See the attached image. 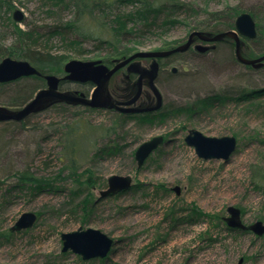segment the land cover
Instances as JSON below:
<instances>
[{"label": "rangeland", "instance_id": "1", "mask_svg": "<svg viewBox=\"0 0 264 264\" xmlns=\"http://www.w3.org/2000/svg\"><path fill=\"white\" fill-rule=\"evenodd\" d=\"M9 1L11 7H0V39L10 49L17 40L10 22H16L14 10L23 13L18 22L22 29L66 23L75 11L68 2ZM191 1L208 11L264 6V0ZM87 18L88 28L95 30L101 18ZM183 19L166 33L123 45L136 48L133 52L171 48L183 43L193 26L208 20L205 14ZM263 39L241 38L242 55L252 48L257 54L264 51L258 49ZM51 44L42 45L50 54L46 62L31 63L58 76L71 59H103L109 53L92 44H85L82 54ZM162 63L156 78L162 106L153 112L136 113L123 122L114 110L59 102L22 121H0V264H237L241 257V264H264V234L228 227L223 219L226 207L234 205L241 209L244 224L264 223V95L255 92L258 95L243 98L264 90V63L255 68L239 62L230 38L215 42L203 54L185 51ZM171 66L176 73L169 71ZM118 80L111 82L117 85L116 95L127 89ZM27 85L34 95L45 80L24 77L0 85V105L17 108L8 102ZM71 85L64 82L61 89L81 88ZM70 124L77 127L73 163L65 154ZM192 128L207 136L233 135L236 147L226 160L198 157L184 142ZM155 135H163L164 141L137 168L136 147ZM114 143L121 146L118 153H97L104 144ZM112 174L130 175L132 184L100 196ZM25 211L36 213L35 223L11 231ZM78 227L97 228L112 237L107 255L84 260L70 250L61 251L60 234Z\"/></svg>", "mask_w": 264, "mask_h": 264}, {"label": "water", "instance_id": "2", "mask_svg": "<svg viewBox=\"0 0 264 264\" xmlns=\"http://www.w3.org/2000/svg\"><path fill=\"white\" fill-rule=\"evenodd\" d=\"M16 22L23 19L21 10L16 9L12 13ZM198 36L202 41L210 45H198L200 50L214 48L215 42L230 38L234 43L236 59L244 65L260 67L264 63V53L254 58H248L241 53V38L254 39L256 37V23L253 16L242 11L234 19V28L212 33L210 31L193 30L189 33L188 39L177 46L157 50H137L130 55L114 59L112 67H108L101 59L79 60L71 59L63 66V75L58 76L52 73H42L36 66L26 59H16L5 56L0 59V83L11 82L22 77L41 76L45 80V86L39 88L28 101L17 108L0 105V121H22L26 117L39 112L47 107L63 102L73 105L88 106L91 108L113 109L120 112H148L160 108L162 95L156 85V78L159 70L157 58L169 56L175 52L184 51L192 42V37ZM151 58L148 67L142 66L138 59ZM127 65V71L137 74L136 93L128 100H113L107 90L106 84L111 75L122 66ZM176 68L173 67V70ZM147 80V85L155 97V104L150 107H136L132 104L137 100L141 92L142 79ZM70 80L74 82H87L93 84L89 96L79 89H61L59 82ZM164 141L163 135H155L141 142L134 151V159L137 168L145 159ZM184 142L193 147L196 155L203 159L226 160L234 151L237 140L233 135L207 136L197 129H189L184 136ZM132 184L130 175L112 174L107 178V186L99 191L100 196H107L116 192L128 189ZM176 193L178 186L174 187ZM227 216L223 219L228 227L251 230L256 235L264 234V223L255 220L250 224H244L241 220V209L234 205L226 207ZM37 219L36 213L32 211L22 212L10 227L11 231H19L31 227ZM62 247L61 251H71L81 256L82 259L102 258L107 255L113 239L100 229L78 227L75 230L62 232L60 234ZM243 258H239L237 264H241Z\"/></svg>", "mask_w": 264, "mask_h": 264}, {"label": "trees", "instance_id": "3", "mask_svg": "<svg viewBox=\"0 0 264 264\" xmlns=\"http://www.w3.org/2000/svg\"><path fill=\"white\" fill-rule=\"evenodd\" d=\"M60 2H64L65 5L68 2L67 7H72L75 10L73 12V18L66 23H56L51 26H38L33 24L30 28L22 29L18 26V22L10 20L13 23L14 33L17 37L16 42L13 41L11 45L18 50L10 49V47H6L5 45L3 46L1 43L2 40L0 39V59L8 55H19L21 58L28 59L30 62H46L50 54L49 52H43L41 50L42 45L51 46L53 42L77 54H82V51L85 49V44H92L97 49L103 47L108 48L109 53L101 60L103 62H109L114 57L128 56L136 49L125 46V44L123 45V42L131 43L132 45L139 44L145 35L147 36L154 32L166 33L168 29L184 22L183 17L189 18L190 16H198L199 14H205L208 20H205V24L199 27L197 25L193 26L191 30L201 29L210 32H219L232 29L234 28L236 15L242 11H247L253 16L256 23V37L248 40L251 42L258 41L264 35V6H260L258 9L252 8L245 10L238 5H229L221 10L208 11L197 8L191 0H67L66 2L65 0H54V3L59 4ZM2 4H6L7 8L11 7L9 0H0V7ZM121 7H130L131 10L124 12L121 10ZM96 14L101 18L100 20L102 22L98 23L100 21L98 19L95 30L92 28L89 29L88 25L90 23L88 22L89 18L87 16L95 17ZM106 24L109 25L108 29L105 27ZM220 25L223 26L220 27ZM170 44L165 42V45ZM261 46H258L259 50L264 48V39ZM262 53H264L263 50H260L259 54H257L256 50L252 48V50L246 51L245 55L248 58H254ZM177 54L179 52L174 55ZM38 69L42 73H48L45 70ZM29 77L35 81L43 79L41 76ZM64 82L67 81H61L60 85ZM2 84L4 85L5 83H0V85ZM29 86L27 85L13 94L8 105L18 107L29 100L33 96L32 91H27L30 88ZM39 88L36 86L33 92ZM255 92L264 95V90H255L245 93L243 98L249 99L252 95L256 94ZM218 98L217 100H222ZM118 115L120 116L119 120L122 121L128 118L123 113H119ZM78 122L76 120V123ZM70 126L65 154L73 163L76 153L75 131H77V127H73L71 124ZM120 147L116 143L104 144L97 153H118ZM68 148L70 149L68 150ZM19 177L22 179L29 177L28 179H31L30 175L26 174H21Z\"/></svg>", "mask_w": 264, "mask_h": 264}, {"label": "flooded vegetation", "instance_id": "4", "mask_svg": "<svg viewBox=\"0 0 264 264\" xmlns=\"http://www.w3.org/2000/svg\"><path fill=\"white\" fill-rule=\"evenodd\" d=\"M199 30H201V29H199ZM191 31H193V30H191ZM202 31H206V30H202ZM212 33H216V32H212ZM188 35H187L186 39L184 40V42L188 39ZM192 39L193 40H192L191 44L189 45V47L187 49H185L184 51H179V53L180 52L182 53V52H185V51H191L193 54H203L206 51H209V50L213 49V48H209V49H206V50H200L199 48H197L198 45H210L211 43L200 40L198 38V36H193ZM214 47H215V45H214ZM175 53H178V52H175ZM175 53H173V54H171L169 56L163 57V58H157V61L159 63L158 73L161 70V66H163L162 62L164 60L165 61L168 60L172 55L174 56ZM123 57H126V56H123ZM123 57H121V58H123ZM138 60H139L140 64L142 66H145V67H148V65L151 62V58H141V59H138ZM142 60L145 63H143ZM103 63H105L108 67H112L114 64H116L114 59H111L109 62H103ZM173 67H175V66H171L170 70H169L172 74L176 73V71H177V68L175 67L176 69L173 70ZM126 68H127V65H124L121 68H119L117 71H115L111 75V77L109 78V80H108V82L106 84L107 90L111 94L113 100H117V101L128 100L137 91V85L135 83L136 82V78H137V74L133 73V72H128ZM118 74H120V75H118ZM117 77L119 78L118 81H119L120 84L123 81L125 82V84H126L125 88H127V89L124 92L122 90V93L116 95L114 93L113 89H115L114 87H116L117 85L115 86V84H112L111 82H112V80L114 78H117ZM61 81H64V80H61ZM66 81H67L68 84H70V85L72 84L71 86H73V87L81 86V88H83L84 90L81 89V88L79 90L83 91L86 96H89L91 91H92V89H93V84L90 81H87V82H74V81H70V80H66ZM60 82H59V86H60V88H62L61 85H60ZM128 83H129V85H128ZM111 84H112V86H111ZM64 89L73 90L75 88H72V89L71 88H64ZM154 104H155V97H154L153 93L151 92L150 88L147 85V80L145 78H143L142 79V85H141V92H140L139 97L137 98V100L132 104V106L143 108V107L153 106ZM161 106H162V104H161ZM161 106H160V108H161ZM96 109H100V108H96ZM117 112L123 113V112H120V111H117ZM144 112H127V113L124 112L123 114H125L127 116H132L133 114L144 113ZM148 112H153V111H148ZM163 138H164V136H163Z\"/></svg>", "mask_w": 264, "mask_h": 264}]
</instances>
